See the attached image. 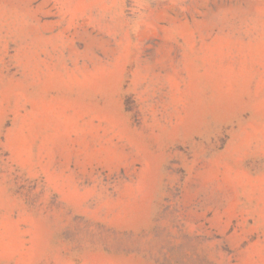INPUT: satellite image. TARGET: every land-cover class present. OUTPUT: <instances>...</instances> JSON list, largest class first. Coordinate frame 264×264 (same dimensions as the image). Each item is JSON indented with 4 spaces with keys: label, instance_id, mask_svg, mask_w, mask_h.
<instances>
[{
    "label": "rangeland",
    "instance_id": "rangeland-1",
    "mask_svg": "<svg viewBox=\"0 0 264 264\" xmlns=\"http://www.w3.org/2000/svg\"><path fill=\"white\" fill-rule=\"evenodd\" d=\"M0 264H264V0H0Z\"/></svg>",
    "mask_w": 264,
    "mask_h": 264
}]
</instances>
